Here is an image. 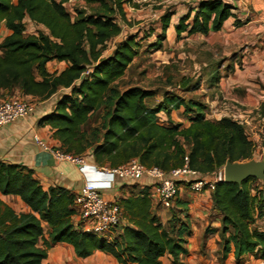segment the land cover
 I'll return each mask as SVG.
<instances>
[{
	"label": "trees",
	"instance_id": "16d2710c",
	"mask_svg": "<svg viewBox=\"0 0 264 264\" xmlns=\"http://www.w3.org/2000/svg\"><path fill=\"white\" fill-rule=\"evenodd\" d=\"M85 1L90 8L74 9L78 2L71 6L69 0H0V26L11 31L0 42V100L14 98L17 89L40 102L55 97L54 110L40 119V125L52 127L63 153L91 155L102 167L115 168L138 158L147 167L169 172L183 166L188 156L190 167L207 175L228 161L255 159L257 145L237 116L210 120L207 105L170 92L149 107L147 101L156 97V90L122 89L120 81L141 49L138 35L131 34L107 54L109 43L123 35L125 0ZM235 10L236 4L226 0H198L175 25L172 20L178 13L168 10L161 17V33L149 47L160 51L173 25L181 38L220 32L231 18L235 25L244 24ZM27 18L48 32L26 34ZM53 61L68 66L50 73L48 65ZM215 74L212 79L219 82L220 74ZM180 86L188 92L200 85L198 81L191 87L184 81ZM215 96L219 101L221 94ZM229 104L224 102L225 107ZM182 109L191 122L188 128L172 119V113ZM261 111L264 116V105ZM251 182L264 185L255 178L242 185L221 181L209 191L212 213L220 217V227L213 232L223 236L224 258L233 254L239 264L249 255L264 259V228L257 226L264 221V191L255 187L257 198ZM179 185L180 193L181 187L190 189L187 182ZM0 192L20 197L31 209L18 214L0 199V264H47L48 252L57 243L73 246L80 258L99 250L122 264H161L165 255L172 257L173 264H185L190 254L189 202L178 196L169 209L170 220L163 224L153 210L151 185L116 201L125 216L111 240L77 229L73 220L77 194L62 186L45 191L25 166L0 161ZM44 224L50 229L49 239Z\"/></svg>",
	"mask_w": 264,
	"mask_h": 264
},
{
	"label": "crops",
	"instance_id": "0c3cea01",
	"mask_svg": "<svg viewBox=\"0 0 264 264\" xmlns=\"http://www.w3.org/2000/svg\"><path fill=\"white\" fill-rule=\"evenodd\" d=\"M13 3H17V0H13ZM78 3L81 7L90 8L85 0H78ZM236 7L235 14L244 24L235 25V19L231 18L225 22L220 32H211L208 36L212 37V35L228 33L234 36V40L239 38L238 42H234L235 44L241 46L240 43L242 42V45H246L247 48L243 51L244 56L240 61L242 66H239L235 61L229 73L227 72V75L223 78L221 77L217 83V85L221 86L223 93L225 92L231 96L229 98V106H222L218 110H212L217 104H220L215 96L212 101L208 102L211 111L207 113V118L219 120L229 114L237 116L245 125L249 138L257 145L255 154L262 153L264 156V125L262 124L263 115L261 114V106L264 105V0H240L237 2ZM186 11L187 9L177 14L178 20ZM247 11L251 14L249 17ZM178 20L174 25L177 24ZM25 22L27 26L26 34L38 35V32H35L34 29L28 31V27L48 32L43 26L33 23L28 18L25 19ZM174 25L172 26L173 29ZM9 35H11V31L2 24L0 26V42ZM236 49V47L233 49L234 53L237 52ZM67 66L68 64L65 62L59 63L56 61L50 62L48 65L50 73H60ZM51 68L54 69L52 70ZM12 97L34 102L36 110L28 118L0 127V161L6 164L22 165L31 169L34 172L35 179L40 182L45 191L54 186H62L78 194L86 185L87 179L98 180L101 177L98 173L102 166L97 165L91 155L86 158L88 167L81 170L70 161L57 160L51 152L45 151L37 144L35 136H39L51 148L59 149L61 147L60 141L54 137L52 127L50 125H40L39 123L40 119L54 110L55 97L45 102H40L35 97L23 95L18 89ZM259 160L264 161V158ZM150 184L151 180L149 178L143 181L131 179L116 181L111 188L105 187L102 189V194L110 201L120 202L122 198L138 195L142 189L150 186ZM179 197L189 202V220L193 234L188 237L186 247L190 253L191 250H194L193 248L196 249L198 247L199 233L202 232L203 226L205 224L209 225V217L212 213V193L206 192L196 195L189 188L181 187ZM0 199L18 214L31 212V209L20 197L4 196L0 192ZM155 202L152 198L153 210L162 223L166 224L171 218L170 210ZM123 215L125 216V212ZM73 220L75 221L76 218L74 217ZM212 224L220 227V223L217 221ZM44 226L45 239H49L50 229L47 224H44ZM215 233H217L215 236H218L219 232ZM160 262L161 264H173L172 257L169 255L162 257ZM45 263L122 264L111 254L99 250L89 257L80 258L77 256L74 247L66 243L55 244L49 250Z\"/></svg>",
	"mask_w": 264,
	"mask_h": 264
},
{
	"label": "rangeland",
	"instance_id": "374dc122",
	"mask_svg": "<svg viewBox=\"0 0 264 264\" xmlns=\"http://www.w3.org/2000/svg\"><path fill=\"white\" fill-rule=\"evenodd\" d=\"M226 1L230 3L229 0ZM193 2L195 1L172 0L159 7L137 6L136 10L131 12L127 5L128 11L125 9L127 22H121L123 35L109 43L107 54L111 53L116 44L124 41L129 35H138L137 41L141 44L139 55L127 70L125 77L120 81V87L124 89L131 86H140L144 89L156 90V97L147 101L149 107L157 106L163 100L166 92L175 93L187 100L192 99L204 103L208 107L207 113L211 111L208 102L215 98L217 92L221 94L220 104H217L212 110L220 109L224 106V102H228L231 98L229 94L222 92L221 86L217 85L218 81L213 80L212 77L216 75V72L222 78L226 76L235 61L239 66H242L240 61L247 46L242 45V42L240 43L241 46L235 44V41H239L237 36L238 39L235 40L233 39L234 36L228 33L212 35V37L198 34L189 37L184 34L181 38H178L173 31L174 29L171 28L172 31L169 30L167 40L163 43V48L160 51H154L149 47L155 43L157 36L161 33L160 21L164 13L172 10L179 14L188 9ZM77 7H81V5L77 3L74 9ZM177 20L176 16L172 20V24ZM31 29L38 32L37 29L28 27V31H31ZM235 47L237 52L234 53L233 49ZM184 81L190 83L191 87L199 81L200 86L194 91H183L180 84ZM184 115L182 109L179 112H173L172 119L177 123H181L183 128H188L191 122ZM163 120L165 121L166 117ZM185 146L188 149L187 144ZM262 158L264 156L259 153L254 160L263 161L259 160ZM250 186L251 188L259 187V190L264 191V185L251 182ZM254 193L258 198L256 188ZM219 218V215L211 213L209 225L205 224L202 228L199 223L202 232L199 233L198 247L193 248L194 250L190 251V255L184 258L185 264H239L233 254L227 259L224 258L223 236L220 232L218 236H215L217 233L213 232L219 226L212 223L220 220ZM257 226L264 228V221H259ZM241 264H264V259L259 254L249 255L242 259Z\"/></svg>",
	"mask_w": 264,
	"mask_h": 264
},
{
	"label": "built area",
	"instance_id": "2783aa9c",
	"mask_svg": "<svg viewBox=\"0 0 264 264\" xmlns=\"http://www.w3.org/2000/svg\"><path fill=\"white\" fill-rule=\"evenodd\" d=\"M172 0H125L124 9L135 11L136 7H157ZM237 4L240 0H229ZM78 0H69V4L75 5ZM133 6V7H130ZM125 11V12H126ZM248 17L251 15L247 11ZM36 110L34 102L11 98L0 100V127L15 123L20 119L31 116ZM264 125V116L262 117ZM37 144L53 154L57 160L70 161L81 170L88 167L84 156L65 154L59 149L51 148L39 136H35ZM98 180L87 179L86 185L78 192L76 197L77 214L74 216L75 227L85 233L98 235L111 239L115 229L122 223L124 210L120 204L110 201L102 194L105 187L111 188L116 181L136 180L143 181L146 178L151 180V197L161 206L170 209L173 201L180 194V182L189 183L193 193L213 192L218 182L224 181V167L213 173L203 175L190 167L188 156L184 159L181 167L166 172L158 167H147L138 158L129 163L115 167H101Z\"/></svg>",
	"mask_w": 264,
	"mask_h": 264
},
{
	"label": "water",
	"instance_id": "95a60500",
	"mask_svg": "<svg viewBox=\"0 0 264 264\" xmlns=\"http://www.w3.org/2000/svg\"><path fill=\"white\" fill-rule=\"evenodd\" d=\"M224 181L242 185L244 181L255 178L264 181V161L251 160L247 162L228 161L224 166Z\"/></svg>",
	"mask_w": 264,
	"mask_h": 264
}]
</instances>
